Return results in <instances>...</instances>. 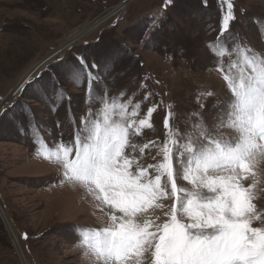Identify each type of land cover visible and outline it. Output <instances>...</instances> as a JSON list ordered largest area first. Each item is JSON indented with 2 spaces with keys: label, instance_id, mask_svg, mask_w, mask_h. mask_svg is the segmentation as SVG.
Instances as JSON below:
<instances>
[{
  "label": "rangeland",
  "instance_id": "374dc122",
  "mask_svg": "<svg viewBox=\"0 0 264 264\" xmlns=\"http://www.w3.org/2000/svg\"><path fill=\"white\" fill-rule=\"evenodd\" d=\"M122 1L0 0V204L18 241L17 249L0 213V264H92L77 245L84 230L104 225L109 210L85 188L61 184L62 169L44 158L54 142L73 139L72 113L79 118L89 110L86 91L66 78L78 57L94 61L106 73V88L99 92L98 86L93 111L103 107L105 98L141 103L138 118L156 105L152 128L134 138L139 154L144 144L163 143L169 104L173 120L184 129L189 114L199 110L197 97L211 91L214 96L200 99L212 121V105L230 95L218 62L227 70L236 59L233 49L246 46L264 56V0H127L115 12ZM228 3L235 20L227 39L218 42L220 16ZM161 12L155 20L161 27L153 31L152 21ZM79 31L84 33L76 44L13 91L32 67L38 69L39 62L68 46ZM220 51L226 53L222 60L214 55ZM53 73L64 85L62 101H57ZM156 152L150 144L140 162L156 163ZM253 170L259 181L254 203L264 210V157L256 158ZM156 214L165 219L159 210Z\"/></svg>",
  "mask_w": 264,
  "mask_h": 264
},
{
  "label": "snow or ice",
  "instance_id": "6c2138e0",
  "mask_svg": "<svg viewBox=\"0 0 264 264\" xmlns=\"http://www.w3.org/2000/svg\"><path fill=\"white\" fill-rule=\"evenodd\" d=\"M162 15L153 19V31ZM234 20L228 3L218 42L227 39ZM233 51L227 70L218 62L230 95L212 105V121L200 99L214 96L211 91L197 97L199 110L189 114L184 129L169 104L163 143L144 144L139 154L134 138L152 128L156 105L144 118H138L141 103L132 99L105 98L93 111L106 73L83 56L70 66L66 78L86 91L89 110L79 118L72 113L73 139L54 142L44 158L62 169L61 184L85 188L109 210L104 225L84 230L77 245L92 264H264V210L254 203L259 181L253 170L256 158L264 157V56L246 46ZM214 55L222 60L226 53ZM52 79L62 101L64 85L55 73ZM150 144L157 147L152 159H160L145 166L140 161Z\"/></svg>",
  "mask_w": 264,
  "mask_h": 264
},
{
  "label": "bare ground",
  "instance_id": "6f19581e",
  "mask_svg": "<svg viewBox=\"0 0 264 264\" xmlns=\"http://www.w3.org/2000/svg\"><path fill=\"white\" fill-rule=\"evenodd\" d=\"M121 4V3H120ZM124 7H125V5H124V3L123 4H121L120 6H118L117 7V9L116 10H114L115 12H117V10L119 11H121V10H123L124 9ZM99 21V20H98ZM83 31L82 32H77V33H75V36L73 37V38H71V40L70 41H68L67 43L69 44L68 46H66V47H64L60 52H58L57 54H55V56H54V54L52 55H50V56H48V57H46V58H44L41 62H39L38 64V69H36L37 68V66L35 67H32V69L31 70H29L27 73H26V75H25V77L21 80V82L15 87V89L13 90V91H15V90H17L19 87H22L21 85H22V83L26 80V78L27 77H30L31 75V78H29V79H32L35 75H37L42 69H43V67L45 66V65H47L51 60H53V59H55L56 57H59V56H61V54H63L64 53V51H66V49H68V48H70V45L71 44H76L75 42H77L78 41V39H79V37L81 36V35H83ZM52 56V57H51ZM36 69V70H35ZM12 100V96L10 95V97L7 99V101L8 102H10ZM4 104V103H3ZM2 104V105H3ZM6 104H8V103H6ZM5 104V105H6ZM1 109V108H0ZM0 213H1V216H2V219L4 220V223H5V226H6V228H7V231L9 232V234L11 235V238L13 239V242L14 243H16V248L18 249V241L16 242V234H15V232H14V230H13V228H12V223H11V221H10V218H9V216L7 215V213H6V210L1 206V204H0ZM22 258V257H21ZM23 261V263L24 264H27V262L25 261V260H22Z\"/></svg>",
  "mask_w": 264,
  "mask_h": 264
},
{
  "label": "water",
  "instance_id": "95a60500",
  "mask_svg": "<svg viewBox=\"0 0 264 264\" xmlns=\"http://www.w3.org/2000/svg\"><path fill=\"white\" fill-rule=\"evenodd\" d=\"M122 3H124L125 6H126V5H127V0H123ZM54 52H55V53H53V54L55 55V54H57L58 52H60V49H59L58 51H54ZM53 54H52V55H53ZM51 57H52V56H51ZM46 66H47V65H46ZM46 66H45V67H46ZM45 67H44V69H45ZM44 69H43V70H44ZM41 71H42V70H41ZM41 71H40V72H41ZM29 78H30V77H27L26 80L22 83L21 86H23L24 84H26V83L28 82ZM17 91H18V90H17Z\"/></svg>",
  "mask_w": 264,
  "mask_h": 264
},
{
  "label": "trees",
  "instance_id": "16d2710c",
  "mask_svg": "<svg viewBox=\"0 0 264 264\" xmlns=\"http://www.w3.org/2000/svg\"><path fill=\"white\" fill-rule=\"evenodd\" d=\"M223 2V1H222ZM227 5L228 4H226V6L224 7V9H223V11H222V14H221V16H220V23H219V26H221V23H222V20H223V16L227 13Z\"/></svg>",
  "mask_w": 264,
  "mask_h": 264
}]
</instances>
